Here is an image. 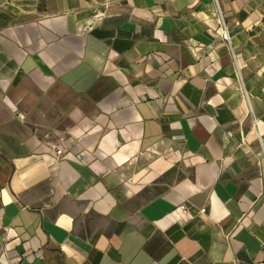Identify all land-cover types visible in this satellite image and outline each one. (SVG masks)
Masks as SVG:
<instances>
[{
    "label": "crops",
    "instance_id": "1",
    "mask_svg": "<svg viewBox=\"0 0 264 264\" xmlns=\"http://www.w3.org/2000/svg\"><path fill=\"white\" fill-rule=\"evenodd\" d=\"M220 8L0 0V264H264V0Z\"/></svg>",
    "mask_w": 264,
    "mask_h": 264
},
{
    "label": "built area",
    "instance_id": "2",
    "mask_svg": "<svg viewBox=\"0 0 264 264\" xmlns=\"http://www.w3.org/2000/svg\"><path fill=\"white\" fill-rule=\"evenodd\" d=\"M217 2V4L219 5V12H220V18H221V25H222V37L227 41V43L232 47V36H231V31L229 29V26L223 16V13H222V10L220 8V0H215ZM91 26L89 25H85L83 27V29L87 30L89 29ZM246 96H247V99H249V95L248 93L246 92ZM250 105V103H249ZM253 123H254V126L255 128L258 129V126H259V118L255 115H253ZM262 139V138H261ZM59 153L62 152L61 149L58 150ZM263 155H264V149H263ZM202 211H205L206 210V207L202 208L201 209Z\"/></svg>",
    "mask_w": 264,
    "mask_h": 264
}]
</instances>
